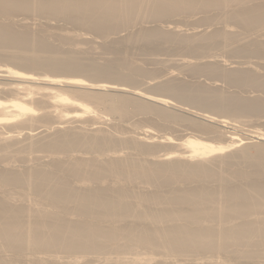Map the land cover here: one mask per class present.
<instances>
[{
  "label": "bare ground",
  "instance_id": "obj_1",
  "mask_svg": "<svg viewBox=\"0 0 264 264\" xmlns=\"http://www.w3.org/2000/svg\"><path fill=\"white\" fill-rule=\"evenodd\" d=\"M197 11L205 30L147 26L108 39L109 63L61 46L75 33L56 32L58 45L55 30L14 20L39 14L106 37ZM0 16V76L11 80L0 82V264H264V144L224 128L264 115V0H0ZM133 46L182 52L178 70L215 86L170 70L138 88L156 71L134 60ZM227 46L235 59L218 58ZM240 57L262 61L237 67ZM216 81L263 95L227 93ZM181 99L202 120L168 109L184 111ZM135 113L157 118L129 135L123 122ZM176 124L193 134L162 136L175 150L157 153L153 131Z\"/></svg>",
  "mask_w": 264,
  "mask_h": 264
},
{
  "label": "rangeland",
  "instance_id": "obj_2",
  "mask_svg": "<svg viewBox=\"0 0 264 264\" xmlns=\"http://www.w3.org/2000/svg\"><path fill=\"white\" fill-rule=\"evenodd\" d=\"M215 12V11H214ZM210 13H212V11L210 12ZM17 14V15H16ZM15 15H14V20H15V23H19L20 21V23L23 25V24H25V25H27L28 27H31V29H36L37 28V30H39L40 28H41V26H46V27H48L51 31L52 30H55L54 32L52 31V34L54 35V37H52L53 38V41H54V43H57L58 45H60L61 43H62V41L61 40H59L58 39V37H59V33L60 32H62L61 33V35H65L66 33H68V35H73L74 36V34H72V33H75L76 35H75V37L78 39L77 40V42H75V43H73V45H72V43L70 44V43H67V45H66V43L65 42H63L62 44H64V45H62L61 44V46H63L64 48H66V49H70V48H74V49H77V50H82V51H84V50H86V54H88L90 57H92V58H95V59H97V60H99L101 63H109V61L108 60H110V59H113V58H115V56H114V54L112 53V52H110V51H108V50H106L104 47H103V45L105 44L104 42H106V43H110V42H108L109 40L111 41H114V40H116V39H120V38H123L124 36L126 37L127 35H129V33H131V32H137L138 30H140L139 28H146L147 26L149 27V28H151V27H156V26H159V27H161V28H163L164 30H174V28H175V26L176 25H178L179 27V30H181V28H182V33H192V32H194V30H205L207 27H208V25H206V26H201L203 23H202V21H200L199 19L201 18V20H202V17L204 16V13L202 12V13H198V11L197 12H195V14H194V17H192V15H193V13L192 14H190L191 15V17L190 16H188L187 14H185V15H187L186 17H184L185 15L184 14H182V15H184L183 17H182V15L181 16H179V17H173V18H169V19H166V20H153V19H151V20H147V19H145L146 20V22L144 23V21L145 20H139V21H137L135 24H133L132 26H130V27H128V29L127 28H122V29H119V30H117V31H115V32H112V33H110L109 34V36H106V37H103V36H101V35H97V33H94V32H92V31H89L88 32V30L87 29H84V28H82V29H76V28H78L77 26H75V28H74V25L72 24V23H68V21H65V20H63L62 21V19H59V18H46V17H42V16H38L37 14H32V13H30L29 15H31V16H29L28 14H21L20 12L19 13H16ZM198 14V15H197ZM202 14V15H201ZM20 15V16H19ZM34 15V16H33ZM200 16V17H199ZM1 17V16H0ZM31 17V18H30ZM37 17V18H36ZM190 17V18H189ZM196 17H198V19H196ZM17 18V19H16ZM33 18V19H32ZM47 20H46V19ZM176 18V19H175ZM185 18V19H184ZM23 19V20H22ZM175 19V20H174ZM186 19H187V21H186ZM189 19V20H188ZM196 21H195V20ZM195 22H194V21ZM19 21V22H18ZM54 21V22H53ZM149 21V22H148ZM152 21V22H151ZM154 21V22H153ZM189 21V22H188ZM192 21V22H191ZM198 21V22H197ZM28 22V23H27ZM64 22V23H63ZM142 22V23H141ZM162 22V23H161ZM170 22V23H169ZM186 22V23H185ZM19 23V26H22L21 24ZM38 23V24H37ZM41 23V24H40ZM50 23V24H49ZM67 23V24H66ZM149 23V24H148ZM173 23H175V24H173ZM191 23V24H190ZM53 24V25H52ZM61 24V25H60ZM64 24V25H63ZM172 24V25H171ZM188 24V25H187ZM195 26H193V25ZM199 24V25H198ZM18 25V24H17ZM39 25V26H38ZM67 25V26H66ZM70 25V26H69ZM153 25H155V26H153ZM198 25V26H197ZM145 26V27H144ZM170 26V27H169ZM186 26H188V27H186ZM216 26H218V27H220V26H222V24L220 23V24H218V25H216ZM35 27V28H34ZM65 27V28H64ZM147 27V28H148ZM174 27V28H173ZM194 27V28H193ZM201 27V28H200ZM211 27V28H210ZM235 27V26H234ZM233 26H232V28H231V26H230V28L231 29H233L234 28ZM39 28V29H38ZM62 30H61V29ZM79 28H81V27H79ZM185 28V29H184ZM191 28H193V29H191ZM196 28V29H195ZM198 28V29H197ZM204 28V29H203ZM209 28H210V30H213V28H214V26H213V28H212V26H209ZM208 28V29H209ZM75 29V30H74ZM126 29V30H125ZM135 29V30H134ZM191 29V30H190ZM235 29H240L239 27H235L233 30H235ZM193 30V31H192ZM60 31V32H59ZM86 31V32H85ZM119 31V32H118ZM185 31V32H184ZM56 32H59L58 34L56 33ZM65 32V33H64ZM80 32H83V33H80ZM70 33V34H69ZM80 34V35H78V34ZM181 33V34H182ZM90 34V35H89ZM183 35V34H182ZM66 36H67V34H66ZM84 36V37H83ZM87 38H86V37ZM89 36V37H88ZM101 36V37H100ZM114 37H116V38H114ZM118 37V38H117ZM263 38H264V36H262ZM261 37V38H262ZM84 38V39H83ZM262 38V39H263ZM90 39V40H89ZM99 39V40H98ZM109 39V40H108ZM111 41V42H112ZM98 42V43H97ZM77 43H78V45H77ZM80 43V44H79ZM93 43V44H92ZM103 43V44H102ZM70 44V45H69ZM75 44V45H74ZM77 45V46H76ZM68 47V48H67ZM76 47H78V48H76ZM89 47V48H88ZM92 47V48H91ZM94 47V48H93ZM100 47V48H99ZM133 47H135V46H133ZM132 47V51H136V53H134L135 55L133 56V58H134V60L135 61H137V63L139 62V64L141 65V66H144V68H146L147 70L149 69V70H155L156 71V73L154 74V75H152L151 74V76L150 75H148V77L145 75V77L144 76H140L139 78H138V81L139 80H141V81H139V83H137V85L136 86H138V84L140 85V86H138V88L139 87H144V85H145V87L144 88H148V86L149 85H151V83H152V85L154 84H156V83H159L160 81H162L164 78L165 79H168L170 76H172V75H170V73H171V71H172V73L171 74H173V75H175L176 74V76H178L179 75V78L181 77V79H182V77H183V79L185 80L186 78H187V80L186 81H191V82H194L195 80H197V82H200V83H202V82H205V81H207V82H205V85H207V86H209V85H211V84H213V85H211V87H213V86H215L214 85V83L213 82H215V81H213V80H215V79H213L212 81H209V80H211L210 78L209 79H207L208 77L207 76H205V75H202V76H200L199 75V77H196V76H188V75H190V74H192V73H187V71H186V73L184 74V73H182V71L184 70V69H182V70H178L180 67L178 66V62L181 60L180 58L181 57H183V54H182V52H179V51H170V52H166V53H163V52H158V54L156 53H154V54H146V53H144V52H140V50H138L137 49V47H135V49ZM228 48V46L227 47H221V49H219L218 51H221V52H219V55L220 56H218V58H225V59H230V58H233V57H231V56H229V55H231L230 54V52L228 51L229 50V48ZM90 49V50H89ZM139 52H138V51ZM224 53H223V52ZM227 51V53H225ZM85 52V51H84ZM109 52V53H108ZM162 53V54H161ZM180 53V54H179ZM223 53V54H222ZM93 54V55H92ZM150 55H152V56H150ZM157 55V56H156ZM226 55V56H225ZM165 56V57H164ZM174 56V58H172ZM178 56H179V58H178ZM225 56V57H224ZM228 56V57H227ZM167 57V58H166ZM171 58V59H170ZM139 59H141V60H139ZM145 59V60H144ZM156 59V60H155ZM180 59V60H179ZM233 59H235V58H233ZM251 60L252 62H254V63H256V64H258V61H259V63L262 61V59L260 60H258V59H256V58H243V57H240V58H236V60L238 61H242V63L243 62H245V61H247V60ZM169 60V61H168ZM176 60V61H175ZM166 61V62H165ZM235 61V60H234ZM156 62V63H155ZM153 63V64H152ZM253 63V64H254ZM167 64V65H166ZM165 65V66H164ZM244 65V66H243ZM248 64H246L245 65V63H243L242 65H238L237 67H243V68H247L248 66H247ZM261 65H262V63H261ZM167 66V67H166ZM259 66V65H258ZM257 65L255 66V67H257V68H259ZM162 67V68H161ZM157 68V69H156ZM169 68V69H168ZM120 69L121 70H123V71H126L125 69H123L122 67H120ZM161 69V70H160ZM168 69V70H167ZM261 69H263V72H264V66H261L260 68H259V70H261ZM171 70V71H170ZM177 70V71H176ZM185 71V70H184ZM262 71V70H261ZM154 72V71H153ZM174 72V73H173ZM179 72V73H178ZM180 72H181V74H180ZM159 73H161V74H159ZM159 74V75H158ZM164 75V76H163ZM165 75H167L166 77H165ZM193 75V74H192ZM159 76V77H158ZM175 76V77H176ZM3 77V76H2ZM1 76H0V82H6V83H8L7 82V78H6V80H5V78L3 77L2 78ZM147 77V78H146ZM153 77V78H152ZM185 77V78H184ZM206 77V78H205ZM2 78V79H1ZM141 78V79H140ZM155 79V80H154ZM159 79V80H158ZM164 79V80H165ZM193 79V80H192ZM202 79V80H201ZM207 79V80H206ZM199 80V81H198ZM205 80V81H204ZM9 82L11 81L10 79L8 80ZM157 81V82H156ZM202 81V82H201ZM142 83V85H141V83ZM156 82V83H155ZM196 82V81H195ZM210 82H212L211 84H210ZM216 82H218L219 83V85L218 86H220V87H222V89L224 90V91H226L227 93H238L239 92V94L240 95H242L243 94V96H246L247 98H249V96H251L252 98L253 97H256V95H263L262 94V92H260V91H256L254 88H249V87H245V88H239V87H234L233 85H231V84H229V83H224L223 81H216ZM222 82V83H221ZM94 83H96V82H94ZM94 83H92V84H94ZM146 83H147V85H146ZM144 84V85H143ZM220 84H222V85H220ZM224 84V85H223ZM47 85H49V84H47ZM151 85V86H152ZM50 86H53V87H56V88H59V89H61L62 91H64V90H67V88L66 87H57V86H54V85H51L50 84ZM227 86V87H226ZM129 89H133V88H130V87H128ZM225 88V89H224ZM141 89H143V88H141ZM149 89H150V87H149ZM149 89H147V90H149ZM234 89V90H233ZM250 91H249V90ZM253 89V90H252ZM144 90V89H143ZM151 90V89H150ZM149 90V91H150ZM228 90H229V92H228ZM94 91H96V90H94ZM241 91H242V94H241ZM246 91V92H245ZM256 91V92H255ZM245 92V93H244ZM261 93V94H260ZM249 95V96H248ZM245 97V98H246ZM250 97V98H251ZM182 100V99H181ZM181 100H179L180 102H181V104L180 103H176V104H178V105H180V106H184V111H182L177 105H175V104H169L168 105V109L169 110H171V111H174V112H177V113H179V114H182V115H184V116H189V117H192V118H196V119H199V120H202V117H200L201 115L199 114V113H202L201 112V110H199V109H197L196 107H193V106H188V105H184V103H186V102H184L183 100L181 101ZM178 101V102H179ZM176 102V101H175ZM183 102V103H182ZM192 112V113H191ZM196 115L197 114V116H195L194 114ZM205 114V113H204ZM145 115V116H144ZM142 114V113H135V114H133V115H131V117H129V121H127V120H125L123 123H125V125H124V127L123 128H126V129H124L125 130V132H127V131H129V132H127V134H129V135H136V133H138V132H141V130H140V128L138 129V126H144V127H146V125L148 124V125H150V120H151V118L150 117H152V119H156L157 117L155 116V115H152L151 114V116H148V115H150V114ZM146 115H147V117H146ZM134 116H135V118H134ZM108 118H110L111 119V117L108 115L107 116ZM113 118V117H112ZM131 118H132V120H131ZM150 118V119H149ZM250 118V119H249ZM252 118V119H251ZM118 118H116V120H117ZM147 119H149V120H147ZM244 119H249V120H253L252 122L251 121H249V122H245V124H244V126H242L241 127V125H243V124H240V127H239V129H238V125H237V121H232V120H230V119H228V121L229 122H226V123H224L226 126H224V128H226L227 130H229V131H231L232 133H233V135H234V137L233 138H240V137H249L250 139H244V142H245V140H246V142H254V143H259V142H261V143H263L264 144V138H258V137H253V136H257V134H255V131L256 130H261V131H264V115L263 114H259L258 116L256 115V116H251V117H246V118H244ZM260 119V120H259ZM112 120V119H111ZM259 120V121H258ZM262 120V121H261ZM139 121V122H138ZM141 121H142V124H141ZM148 123H147V122ZM231 121V122H230ZM109 122H110V120H109ZM118 122H119V120H118ZM127 122V123H126ZM232 122H233V124H232ZM122 123V122H121ZM137 123H139V124H137ZM144 123H145V125H144ZM256 123V124H255ZM237 126H236V125ZM254 124V125H253ZM131 125V126H130ZM151 125H153V124H151ZM176 125H177V127H176ZM174 127H173V125L171 126V125H169L168 127H165V128H162V129H156L155 130V128H153L152 130H155V131H153L154 133H157V134H155L156 135V141H157V143L159 142V141H165V139H162V136H167V137H171V136H173L174 138L176 137V138H181L182 139V137H184V139H186L188 136H190V135H192L193 133L191 132V131H185L184 130V132H183V130L182 131H177V130H179L180 128H182L183 127V125L182 124H176ZM130 126V127H129ZM181 126V127H180ZM180 127V128H179ZM133 128H134V130L136 131V129L135 128H137V132H135L134 130H133ZM146 128H148V127H146ZM169 128V129H168ZM184 128V127H183ZM186 128V127H185ZM175 129V130H174ZM38 130V129H37ZM40 130V129H39ZM127 130V131H126ZM175 131H176V133H175ZM134 133V134H133ZM179 135H178V134ZM175 134V135H174ZM251 135H253V136H251ZM141 136H143V135H141ZM179 136V137H178ZM160 139H162V140H160ZM181 139H179V141H181ZM155 141V142H156ZM175 141H176V139H175ZM178 141V140H177ZM163 142H159L161 145H158L159 147H158V149H160V150H158L157 151V153H165L166 151H168V150H171L172 148L175 150V148L171 145V147H170V145H168L167 146V144H168V142L167 141H165L166 143H163ZM162 145H165V146H162ZM167 147V148H166ZM156 153V152H155ZM154 153V154H155ZM162 153V154H163ZM158 154V155H159ZM156 155L157 154H155L154 156H152V157H156ZM18 163V162H17ZM21 163H23V162H19L18 164H21ZM23 165V164H22Z\"/></svg>",
  "mask_w": 264,
  "mask_h": 264
}]
</instances>
